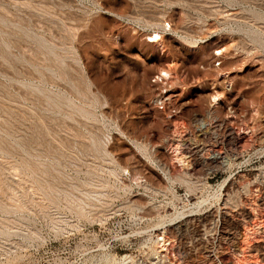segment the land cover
Returning a JSON list of instances; mask_svg holds the SVG:
<instances>
[{"label": "rangeland", "instance_id": "374dc122", "mask_svg": "<svg viewBox=\"0 0 264 264\" xmlns=\"http://www.w3.org/2000/svg\"><path fill=\"white\" fill-rule=\"evenodd\" d=\"M0 264H264V0H0Z\"/></svg>", "mask_w": 264, "mask_h": 264}, {"label": "bare ground", "instance_id": "6f19581e", "mask_svg": "<svg viewBox=\"0 0 264 264\" xmlns=\"http://www.w3.org/2000/svg\"><path fill=\"white\" fill-rule=\"evenodd\" d=\"M147 38H148V40L149 41H151V42H154V41H161V35H160V33H158V32H155V33H152V34H150V35H148L147 36ZM170 73L171 72H169L168 70H162L161 72H160V74L157 76L159 79L160 78H162V77H165V78H167V77H169V75H170ZM172 74V73H171ZM168 79V78H167ZM171 79V78H170ZM219 95H213V100L214 101H218L219 100V98H220V96L218 97ZM231 127V126H230ZM229 130H228V135H233V131H232V129H230V128H228ZM178 158V160H180V163H182L184 160V158L182 159V158H180V157H177ZM182 161V162H181Z\"/></svg>", "mask_w": 264, "mask_h": 264}, {"label": "built area", "instance_id": "2783aa9c", "mask_svg": "<svg viewBox=\"0 0 264 264\" xmlns=\"http://www.w3.org/2000/svg\"><path fill=\"white\" fill-rule=\"evenodd\" d=\"M221 61H216L215 64L218 66L220 65ZM169 101V99L165 98V96H160L156 98L155 102L159 104L161 108H164L165 102Z\"/></svg>", "mask_w": 264, "mask_h": 264}]
</instances>
